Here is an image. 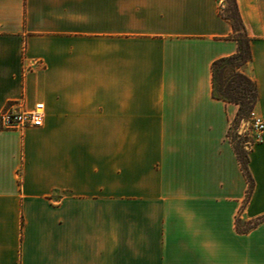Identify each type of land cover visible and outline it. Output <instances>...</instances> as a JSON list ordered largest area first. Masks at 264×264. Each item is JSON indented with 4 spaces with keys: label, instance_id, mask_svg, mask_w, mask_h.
<instances>
[{
    "label": "crops",
    "instance_id": "1",
    "mask_svg": "<svg viewBox=\"0 0 264 264\" xmlns=\"http://www.w3.org/2000/svg\"><path fill=\"white\" fill-rule=\"evenodd\" d=\"M227 0H0V264H264V131L246 176L213 95ZM264 120V0H237Z\"/></svg>",
    "mask_w": 264,
    "mask_h": 264
},
{
    "label": "trees",
    "instance_id": "2",
    "mask_svg": "<svg viewBox=\"0 0 264 264\" xmlns=\"http://www.w3.org/2000/svg\"><path fill=\"white\" fill-rule=\"evenodd\" d=\"M234 4L237 18L228 13H221L224 17L228 18L233 25L234 37L238 41V51L233 55L221 57L214 61L212 72L214 97L238 104L239 110L236 117L237 119L245 113V111H254L258 101L259 92L256 81L244 70L246 64L252 59L251 36L241 16L237 0H234ZM232 66H234L233 72H228L229 68ZM221 74L222 77L220 78ZM237 152L244 172L250 181V189L252 190L254 180L248 166V153L243 156L239 151ZM240 221L243 223L249 222L250 225L242 228L240 227ZM263 221L264 214L249 221L238 218L236 224L238 230L241 232H248Z\"/></svg>",
    "mask_w": 264,
    "mask_h": 264
},
{
    "label": "built area",
    "instance_id": "3",
    "mask_svg": "<svg viewBox=\"0 0 264 264\" xmlns=\"http://www.w3.org/2000/svg\"><path fill=\"white\" fill-rule=\"evenodd\" d=\"M45 103L40 101L36 103L33 109H22L9 107L0 113V123L5 129L23 130L28 127H38L44 124ZM253 125L255 127V140L260 139L264 131V120L254 113Z\"/></svg>",
    "mask_w": 264,
    "mask_h": 264
},
{
    "label": "rangeland",
    "instance_id": "4",
    "mask_svg": "<svg viewBox=\"0 0 264 264\" xmlns=\"http://www.w3.org/2000/svg\"><path fill=\"white\" fill-rule=\"evenodd\" d=\"M222 12L233 15L237 18V12L234 4V0H227L225 6H222ZM234 66L230 67L228 72H233ZM222 74L220 75V78ZM254 121V111H245L239 118L235 119L231 130L230 137L233 139L236 150L239 151L241 155H245L247 152L246 144L247 141H254L256 132L253 125ZM250 223H243L240 221V227L244 228L249 226Z\"/></svg>",
    "mask_w": 264,
    "mask_h": 264
}]
</instances>
